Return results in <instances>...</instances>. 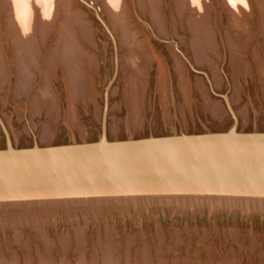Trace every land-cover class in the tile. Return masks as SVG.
<instances>
[{"label": "rangeland", "instance_id": "374dc122", "mask_svg": "<svg viewBox=\"0 0 264 264\" xmlns=\"http://www.w3.org/2000/svg\"><path fill=\"white\" fill-rule=\"evenodd\" d=\"M26 1L28 4L33 2V5L37 1V4L45 2V0ZM182 1V6L179 5L180 0L179 2L156 1L158 17L164 26L162 29L165 36L158 33L153 23L155 18H151L150 11H144L139 7L137 0L123 1L127 6L130 21L142 32L147 43L153 46L151 49L154 55L164 64L166 77L169 75L168 82L166 80L169 85L167 91L172 101L167 111L171 123H165L166 117L163 116L165 111L162 110L159 96L154 88L157 65L153 63L141 109V125L139 130L133 132L127 129L129 111L127 112L122 93L124 81L120 64L121 52L118 48L119 36L113 30L101 0H71L70 2L71 10H75L77 14L80 13L84 22L89 24L95 47L90 44L85 45L89 52H93L97 62L96 70L92 71L93 73L89 72L94 87L93 102L76 104L79 129L70 128L64 122L68 102L61 69L57 70V79L52 78L54 90L61 103L60 118L57 122L46 114V110L39 115L31 114L27 100L23 96L21 99L15 96V84H17L15 59L6 29V20L10 18L14 4L10 0H0V6H3L0 13V47L10 69L9 85L0 92V119L9 135L12 147L21 149L34 145H66L96 141L101 136L103 125L108 140L160 137L181 133L224 132L233 126V115L237 119L239 132L264 133V96L260 89L257 72L252 66V74L246 76L245 81L240 78L239 100L233 101L231 98L236 90L235 83L229 66V54L222 41L224 34L230 30V17L226 7L233 8L238 5L242 7L245 4L249 8L250 13L247 15L250 16L248 17L251 19V27L258 42L252 45H256L259 54L264 57V36H262L264 27L262 12L259 9L264 0L260 1V4L258 0H236L230 3L229 0H197L202 7L198 5L199 8L197 7L196 10L190 4V0ZM57 4V0H51L49 3L51 7ZM199 9L202 14L198 11ZM238 12L241 15L244 14L243 12L246 13L244 9ZM199 15L206 19L205 28L213 32L216 39L218 54L209 53V58L210 63L216 67L219 81L213 77V71L208 64L197 63L194 52L191 50L192 32H190L189 19ZM243 16L246 17L245 14ZM37 27L36 34L41 47L39 62L40 67L44 68L43 59L46 60L57 38L56 32L59 25L52 23V30L47 26L49 29L46 34L44 30H41L40 25ZM42 38L45 40L44 43H41ZM172 52L179 57L188 73L189 86H192L190 108H181L183 99L173 73ZM249 52L250 50H247L246 54L250 58L251 64H249L252 65ZM39 80L41 81L38 77L36 86L42 82ZM198 82L199 86L205 88L207 98L220 104L223 109L220 118L212 116L205 109L202 95L197 87ZM243 111H246L247 115L245 120L240 115ZM45 127L53 132L51 141L46 144L41 142ZM114 129L115 133H113ZM79 130L82 132L80 133ZM5 146V133L0 126V149H4ZM146 201H150L153 206ZM165 201L167 200L161 198L136 199L135 201L125 198L121 202L123 203L121 210L112 203L111 206L107 204L109 208L101 210L103 212L91 209L90 205L93 202H80V207H75L76 209L60 204L59 207L53 206L51 213V210L46 211L44 207L40 212L19 211L21 218L12 211L0 209V264H264V202L233 198L232 205L231 202L228 203L233 209H229L227 203L220 200L218 202L220 205L223 204V207L216 205L219 206L216 213L213 211L216 208L215 200H213L214 203L198 199ZM190 201H198L196 203L198 205L190 206ZM187 206L192 207L190 208L192 210H189ZM184 207L187 208L184 209ZM180 208L183 210L181 211Z\"/></svg>", "mask_w": 264, "mask_h": 264}, {"label": "water", "instance_id": "95a60500", "mask_svg": "<svg viewBox=\"0 0 264 264\" xmlns=\"http://www.w3.org/2000/svg\"><path fill=\"white\" fill-rule=\"evenodd\" d=\"M230 110V109H229ZM174 134L0 149V209L123 199L264 202V133ZM110 202V203H109Z\"/></svg>", "mask_w": 264, "mask_h": 264}, {"label": "bare ground", "instance_id": "6f19581e", "mask_svg": "<svg viewBox=\"0 0 264 264\" xmlns=\"http://www.w3.org/2000/svg\"><path fill=\"white\" fill-rule=\"evenodd\" d=\"M10 1L13 2L14 6H12L13 7L12 14L10 18L6 20L7 21L6 29H7L8 40L12 44L11 48H12L13 56L15 59V68H16L15 75L17 79V84H15L16 87H15V92H14L15 96L17 95L18 97H20V99L23 96L24 99L27 100L28 109L31 112V114L39 115L44 110H46L47 111L46 114L50 116V118H52L53 121L57 122L58 119L60 118L59 114L61 111V103L58 98V95H56V92L54 90L55 88H54L52 78L57 79V70L61 69L63 73V76L61 77L63 78L65 82V87H66V101L68 102V108L65 110V113H64L65 114L64 122L70 128L79 129L80 126H79V121H78L77 113H76V104L79 102H82L84 104H87L90 101L93 102V96H95L94 90H93L94 87L92 85L93 83L91 80L92 77H90L89 72L96 70L97 62H96V59L94 58V55L92 54L93 52L92 53L89 52L85 45V44H90L94 46L93 39H92L93 35L89 29L90 28L89 24H87L86 21L84 22V20L80 16L81 15L80 13L79 15L75 12V10L74 11L71 10V5H70L71 0H57L58 4L52 7L50 6L51 4L49 5L51 0L49 1L45 0L44 4L39 2L40 5L37 4L38 1L36 0L37 3L34 2L35 5H33V2H31L32 6L31 4H28L27 3L28 1L26 0L22 3L20 2L22 0H10ZM101 1L106 9L107 14L109 15L108 17L110 18L113 30L117 32L119 36V47L118 48L121 52L120 64H121L122 78L124 81V89L122 93H123L124 103L127 108V112L129 111L128 112L129 118L127 119L128 128L127 127L126 128L133 132L135 130H139V127L141 125V117H142L141 109L144 103L143 99L145 97L146 89L149 85V76H150L149 72H150V69L153 67V63L157 65L156 66L157 67V77H156V83H155L156 86L154 87L155 92L159 96V103L162 107V110L165 111V115H163L164 117H166V120L164 118L165 123L169 122L171 118L169 120L170 116H168L167 111L169 110L168 106L170 105L169 103L171 101L170 100L171 96H169L168 94L167 86L169 85H167L166 83V80L168 82L169 75L168 77H166V73H165L166 70H164L163 68L164 67L163 66L164 64H162L163 62L161 63L160 59H158V57L154 55L151 49V47L153 46H150L149 45L150 43L149 44L147 43L146 39H144L142 32L139 31L137 26H134V24L130 21L131 18L127 11V6L123 2L124 0H101ZM156 1L157 0H137V4L144 11H150V14L152 16L151 18L152 19L153 17L155 18L153 19V23H154L156 30L158 31V33L164 35V30L162 29V27L164 26H162V21L159 20V17H158L159 14H158V8H157ZM176 1L179 2V0H176ZM180 1L182 3L179 2L180 3L179 5L182 6L183 1L182 0ZM235 1L236 0H229V3L235 2ZM258 1L260 4V1L262 0H258ZM189 2L192 5L194 10H196L198 5H200L198 4L197 0H190ZM223 4H224V1H223ZM226 8H227L226 10L228 12V15L230 17V21H229L230 30L224 34L222 41L224 43V48L228 51V54H229V66L231 68L232 79L234 80L235 89H236L231 99L233 101L235 100V102L236 100H239L238 90L241 85L239 83L240 78H243L245 81L246 76L252 74L251 72H252L253 67L255 68L257 72L256 74L258 75V78H259L260 89L262 90L261 92L264 96V57L261 56L262 54L261 55L259 54L256 48V45H252V43L255 44L258 42L255 37L254 31L251 27V19L249 18L250 16L247 15L250 13L249 8L245 4L242 5V7L238 5V7L236 6L232 8L231 6H227ZM237 8H238V11L244 9L246 13L245 12L243 13L246 15V17L243 16L244 14L241 15V13L237 11ZM259 9L262 12L261 13L262 21H263L262 24L264 27V16H263L264 15V3L260 4ZM2 10H3V6L2 7L0 6V13H2ZM198 11H201V9H199ZM201 14H202V11H201ZM189 22H190V28H191L190 32H192V40H191L192 49L191 50L194 52L197 63L205 62L206 64H208L209 68H211V70L213 71V74H214L213 77L215 78L216 81H219V78L216 73V67L214 66V64L210 63V58H209V53L216 52V54H218L217 45H216L217 43H216L215 36L213 35V32H210V30H207L205 28L206 19H203L201 15H199L198 17L190 18ZM52 23L53 24L58 23L59 25V28L57 29V32H56L57 38H55L56 40L51 46L47 54L46 60L43 59L45 61L44 68H41L40 62H39L40 57H41L40 56L41 47H40V44L38 43L39 37L36 34L37 32L36 30L38 29L37 26L40 25L41 30H44L46 34L48 32L47 30L49 29L48 27H50V29L52 28L51 27ZM43 39L44 38H42L41 43L45 42V40ZM1 49L2 48L0 47V92L4 91L5 87L9 85V75H10L9 74L10 73L9 63L6 60L3 50ZM247 50H250L249 56L251 57L252 65H250L251 64V62H249L250 58L246 54ZM171 54L173 58V69H174L173 73L175 74L178 90L183 99L182 100L183 104H181L182 105L181 108H184V107L190 108V104H191L190 101L192 100V99L190 100V95H191L190 93H191L192 86L191 87L189 86L188 73L183 63L179 59V57L175 55L173 52ZM38 77L41 79L42 82L39 80V82L41 83L40 85L36 86L35 82H36V79H38ZM197 85H198L197 87L199 89V92L202 95L201 97L203 99L202 101L204 103L205 109L208 112H210L212 116L216 118L217 117L220 118L221 115L223 114L222 112L223 109H221L220 104L214 103L212 102V100L210 101L207 98L208 97L207 94L205 93V88H203V86H199V82L197 83ZM169 90H170V87H169ZM180 111H183V110H180ZM180 113L182 114V112ZM240 115L242 116L243 120L246 119V116H247L246 111L241 112ZM115 132L116 131L114 129L113 133ZM41 137H42L41 142L45 144L49 143L53 137V132L48 127H45L43 135H41ZM211 201L212 200H207V202L209 203ZM218 201L219 200H216L214 204L215 206L220 205ZM222 201H225L223 203H227L226 204L227 208L229 207V209H233L231 206H229L230 204L228 205V203H230L231 200H222ZM245 201H249V200H245ZM147 202H149V205H151L150 201H146V203ZM192 202H195V203H192ZM197 202L198 201H190L189 205L196 206L198 205L196 204ZM255 202H262V201H255ZM132 204L133 203H131V205ZM174 204H176V202ZM258 204L261 205V203H258ZM122 205L123 203L117 202L116 204L117 209L119 208L121 210ZM149 205L148 207H150ZM222 205L220 206L223 207ZM231 205H232V202H231ZM65 206L67 207L69 206V208H75V207H80V204H66ZM215 206H212V208L213 207L215 208ZM38 207L39 208L34 207V209L28 210V212L30 211L40 212L42 208L40 206ZM187 207L189 208V206ZM187 207H184V209ZM217 207L219 206H216V208ZM44 208L46 209V211L51 210L50 211L51 213L52 208L54 207L53 205H51V206H46ZM90 208L95 211L100 210V212H103L101 210H103L104 208L108 209L109 206L106 203H95V204H91ZM190 208L189 210H192ZM194 208L195 207H193V209ZM107 209H104V210H107ZM180 209L181 211L183 210L182 208ZM215 209L213 210L214 212L219 210L218 208L217 210ZM72 211L74 212V210ZM148 211H149V208H148ZM12 212L15 215H18V216L20 215L18 213L19 211L12 210ZM243 213L245 212L243 211ZM33 214L34 213H32V215ZM119 217L121 218V216ZM14 221H15V218H14Z\"/></svg>", "mask_w": 264, "mask_h": 264}]
</instances>
